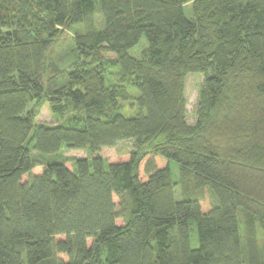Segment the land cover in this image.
<instances>
[{
    "label": "trees",
    "instance_id": "1",
    "mask_svg": "<svg viewBox=\"0 0 264 264\" xmlns=\"http://www.w3.org/2000/svg\"><path fill=\"white\" fill-rule=\"evenodd\" d=\"M42 100L62 122H36ZM125 141L128 161L100 155ZM64 149L89 157L24 180L31 150ZM0 264H264V0H0Z\"/></svg>",
    "mask_w": 264,
    "mask_h": 264
},
{
    "label": "rangeland",
    "instance_id": "2",
    "mask_svg": "<svg viewBox=\"0 0 264 264\" xmlns=\"http://www.w3.org/2000/svg\"><path fill=\"white\" fill-rule=\"evenodd\" d=\"M186 15L188 17L191 16V6H186L185 8ZM84 33V27L80 26L78 28H72L70 30H63L60 33V36L54 41L53 46L50 48L47 57H46V64H45V72L43 75V79L48 86L49 80H53L58 77L59 73L62 72L63 75L69 65L74 62L77 57L74 50V36L77 34ZM143 45L137 46L133 50H131V54L138 55L140 50L142 49ZM60 75V76H61ZM59 76V77H60ZM58 77V78H59ZM66 77L63 78L65 80ZM203 83V76L200 74H191L187 76L185 81V95L187 99V114H188V122L190 124H195L196 122V113L199 107V93L201 89V85ZM44 98V97H43ZM42 98V99H43ZM43 102H33L31 104V109L36 112V122L38 124H46V125H57L62 120L53 113L50 105L46 100H42ZM130 108L131 103L124 104V113L126 115H132L133 112ZM136 111L137 109H132ZM133 141H125L119 143L117 146L112 148H104L100 151V155L107 161V163L113 162H123L128 161L130 159L132 150H133ZM32 157L36 160V167L35 169L28 175L24 177V180H28L31 178L32 175L41 173L44 169L46 164L48 163V159L51 161H60L65 162L66 165L72 169L74 166L75 160L77 158H84L89 157L87 151L81 150H62L55 158L42 156L38 154L36 151L31 150ZM50 161V160H49ZM50 161V162H51ZM49 162V163H50ZM172 169V176L173 180L176 183H179L182 178V169L180 165L176 162L171 163ZM182 193L180 190H177L176 199L182 200ZM117 201V200H116ZM119 224L123 223V219L117 220ZM91 243V241H90ZM192 245L193 247L198 246V242L196 239L195 234H192Z\"/></svg>",
    "mask_w": 264,
    "mask_h": 264
}]
</instances>
